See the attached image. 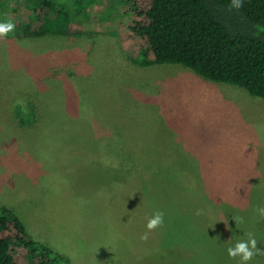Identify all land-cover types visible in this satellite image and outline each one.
<instances>
[{
    "label": "rangeland",
    "instance_id": "rangeland-1",
    "mask_svg": "<svg viewBox=\"0 0 264 264\" xmlns=\"http://www.w3.org/2000/svg\"><path fill=\"white\" fill-rule=\"evenodd\" d=\"M151 1L95 0L67 37H21L25 20L0 37V208L70 264H240L227 249L246 233L264 249V100L137 65L149 43L132 27ZM21 101L36 124H19Z\"/></svg>",
    "mask_w": 264,
    "mask_h": 264
},
{
    "label": "trees",
    "instance_id": "trees-1",
    "mask_svg": "<svg viewBox=\"0 0 264 264\" xmlns=\"http://www.w3.org/2000/svg\"><path fill=\"white\" fill-rule=\"evenodd\" d=\"M94 3L18 0L16 8H9L7 0H0V16L6 22L30 21L35 28L16 33L27 39L67 37L74 15H87ZM242 4L237 11L230 10L231 0H152L149 6L137 10L146 23L132 27L149 43L135 63L141 67L181 65L207 80L240 87L264 100V0H242ZM16 110L19 124H36L31 102L21 101ZM0 210V264H18L12 247L24 249V257L33 263L39 260L36 264H70L63 255L33 240L13 213ZM8 224L18 232L15 242L2 237Z\"/></svg>",
    "mask_w": 264,
    "mask_h": 264
},
{
    "label": "clouds",
    "instance_id": "clouds-1",
    "mask_svg": "<svg viewBox=\"0 0 264 264\" xmlns=\"http://www.w3.org/2000/svg\"><path fill=\"white\" fill-rule=\"evenodd\" d=\"M243 7L242 0H231L230 10H239ZM16 28V25L11 22L0 23V37H7L10 33H13ZM258 213L261 216H264V208H258ZM163 225V213L156 212L152 217L148 219L146 231L142 236V240H147L149 238V233L155 230L156 228ZM246 240H239L234 247H229L227 249V254L230 258L235 259L240 257V264H248L249 261H252L256 256H264V249L257 247V239L253 236L251 232L245 234Z\"/></svg>",
    "mask_w": 264,
    "mask_h": 264
},
{
    "label": "crops",
    "instance_id": "crops-1",
    "mask_svg": "<svg viewBox=\"0 0 264 264\" xmlns=\"http://www.w3.org/2000/svg\"><path fill=\"white\" fill-rule=\"evenodd\" d=\"M256 98V97H255Z\"/></svg>",
    "mask_w": 264,
    "mask_h": 264
}]
</instances>
